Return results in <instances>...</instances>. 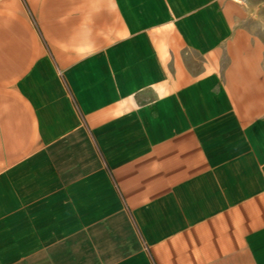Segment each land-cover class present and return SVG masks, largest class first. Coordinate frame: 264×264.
I'll return each instance as SVG.
<instances>
[{"label": "crops", "instance_id": "crops-1", "mask_svg": "<svg viewBox=\"0 0 264 264\" xmlns=\"http://www.w3.org/2000/svg\"><path fill=\"white\" fill-rule=\"evenodd\" d=\"M0 0V264H264V0Z\"/></svg>", "mask_w": 264, "mask_h": 264}, {"label": "rangeland", "instance_id": "rangeland-1", "mask_svg": "<svg viewBox=\"0 0 264 264\" xmlns=\"http://www.w3.org/2000/svg\"><path fill=\"white\" fill-rule=\"evenodd\" d=\"M253 2H254V0H252V3H250L251 6H253Z\"/></svg>", "mask_w": 264, "mask_h": 264}]
</instances>
